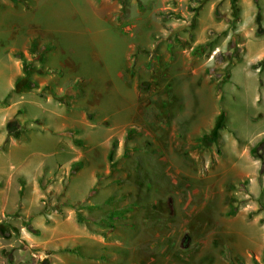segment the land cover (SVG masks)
<instances>
[{
  "label": "rangeland",
  "instance_id": "obj_1",
  "mask_svg": "<svg viewBox=\"0 0 264 264\" xmlns=\"http://www.w3.org/2000/svg\"><path fill=\"white\" fill-rule=\"evenodd\" d=\"M36 1L0 0V32L33 19L53 62L126 123L131 62L145 135L109 138V158L78 173L96 149L68 135L45 80L15 91L22 62L0 42V264H264V0ZM49 129L67 133L63 148ZM106 181L118 210L91 216Z\"/></svg>",
  "mask_w": 264,
  "mask_h": 264
},
{
  "label": "crops",
  "instance_id": "obj_2",
  "mask_svg": "<svg viewBox=\"0 0 264 264\" xmlns=\"http://www.w3.org/2000/svg\"><path fill=\"white\" fill-rule=\"evenodd\" d=\"M41 1H43V0H37L36 3L34 4V6H35L34 11L35 12H37L39 6H41L40 5ZM91 9H92V7H91ZM30 21L34 23L33 24L34 27L32 30H31V28H28L29 27L28 25L20 24L17 26L15 23H13V25L10 29L4 28L3 31L7 33V36H5V34H2L3 32L1 31L0 32V42L6 41V43L9 44V42L13 41L15 44H11L9 47V51L11 52L10 55H12V53H13L15 56L16 52L22 51L25 53V55L29 59L32 58V51L34 48L37 50L38 49H45V56H46L45 65H46V67H49V68L54 69L56 71L51 72V73H44L42 71L36 72L34 74V77L38 82V86L41 85L40 80L43 79L45 81H43L44 85L42 86L41 89H45V87H48V89H46V90L48 91V93L50 95L54 96L55 98H57L59 100L65 99V101L67 103L66 102H64V103L66 105H68L67 110H69V111H67V112L70 114L67 117L69 120L68 126L74 127V133L71 134L72 131H69L68 135H72L73 137H75V139L76 138L82 139L83 141L87 140L88 143L85 145H89L91 148H95L96 152H97V153H95V156L88 157V155L86 154L85 157H82L79 160L74 161L71 165V168L74 164L80 162L81 166L79 167V172H78V173H80L85 168L83 166L85 164H87V162L89 164H91V168H92V166L96 164L95 163L96 161L98 162V161L102 160L103 155L106 156L107 158H109V153H111L110 149L109 150L106 149V151H105V146L107 144H109V141H108V140H110L109 138L123 139L127 136H130V134L136 128H137V131L139 130L138 131L139 136L143 137L145 135L144 134L145 130L144 131L141 130V127L143 124L142 112H143V106L145 105V103L140 97L138 98L137 92L135 90L137 88H135L134 81L132 80V73H130L128 71L129 69H131L133 67V66H131V62L128 65H126V67H123L119 71L120 79L122 80L125 78V80L124 81L122 80V82H125L128 86L125 96L132 99L129 103L130 106H129L128 110L131 113V115L134 114L133 116L135 117L134 123H126L125 121L120 120V118H119V115H122L123 113L126 112V108H123V109L120 108L117 110L115 109V111L112 113L111 111L102 110L103 104L98 103V102L92 103V100H91L92 96H93L92 93L93 94L95 93L93 91H96V89H95L96 87L94 86L91 78L85 76L84 74H82L80 72L79 73L81 75H75L73 77H68L67 72H65V70L62 68L63 66L56 65V63L53 62L55 59H58L56 56L57 55V44H56L55 40L51 39L50 37H45V35H43L39 31H37L36 29L39 28L38 24L35 23L33 21V19H31ZM31 22L29 24H31ZM22 27L27 28L29 33L24 36L23 43L21 46L18 43L19 42L18 38H20V35L22 34ZM127 33L130 34L129 32H127ZM25 42H27L28 44L27 43L25 44ZM130 48L132 50H134L133 43L130 44ZM133 52H130V53H133ZM66 65H67V63H66ZM73 71L76 73V70H73ZM22 73H23V63L21 64V68L19 70V73L15 77L14 87L16 85L17 77L19 75H21ZM125 73H126V75H124ZM62 82L63 83L65 82L66 86H65V88L63 87L64 94L60 95L55 88H59L61 86ZM246 83H248L247 80L245 81V84ZM20 85L21 86L25 85V81H20L18 84V87ZM60 88H62V87H60ZM80 95H81V97L86 98L87 100H91V104L86 103V102H80L78 100V96H80ZM135 95H137V97H135ZM163 100L165 101V99H163ZM60 101L63 102L62 100H60ZM70 101H73L72 105H71ZM124 105L126 106V104H124ZM97 111H99V112H97ZM41 117L46 119L44 116H41ZM90 118H92V119H90ZM37 120H41V119L37 118ZM90 122H93V124ZM104 122H107V124L103 125ZM59 125L60 124H56V128H60ZM75 125H79V126L76 127ZM103 128L105 129V138L102 141H98L96 139V136H98L100 134V132ZM174 129L175 128L173 127L172 132H174ZM49 130L52 132V133H49L50 137L47 136V138L49 139V142L53 143L57 147L63 148L64 144L66 142L64 135L67 133H64V131L61 129H56V130L49 129ZM110 144H112V143H110ZM98 156H101L100 159H97ZM91 159H93L92 160L93 162L91 161ZM142 165L143 164H141L138 169H140V168L144 169L145 167H142ZM130 166H132V168H134V169L135 168L137 169V167H135L133 164H131ZM90 179L92 181V185H94L95 184L94 179L93 178H90ZM105 183H106L105 185H103V186L101 185L103 189H101V192L99 193L100 195H97V196H99V198H96L97 196L91 198V201L93 203L100 204L98 206V208L100 207V209H101L99 211H98V208L93 209L91 211H88V212H90L91 216L99 217L100 213L106 214L108 212H111L114 209L118 210L116 201H114L115 197H112V196H114L113 192H115V190L112 192L113 189L108 188L109 182L106 181ZM108 201L111 202V206H110L111 208L110 209H109L108 204H107ZM123 208L124 207H122L121 209H123ZM126 208L129 209L128 212L134 211L133 210L134 206L128 205V207L126 206ZM85 211L87 212V210H85ZM109 228H111V226ZM109 228L104 227V229H102V230L109 229ZM111 231L112 230L109 229V231H108L109 234Z\"/></svg>",
  "mask_w": 264,
  "mask_h": 264
},
{
  "label": "trees",
  "instance_id": "obj_3",
  "mask_svg": "<svg viewBox=\"0 0 264 264\" xmlns=\"http://www.w3.org/2000/svg\"><path fill=\"white\" fill-rule=\"evenodd\" d=\"M234 12H237L238 14V10H236V5H234ZM235 14V13H234ZM259 16V15H258ZM260 18V17H258ZM15 56L17 58H19L22 63H23V73L21 75H19L16 79V85H15V91L18 88V84L20 81H25V84L28 85L31 89H37L38 86V82L34 77V74L36 72L42 71L44 73H51L54 72L56 70L51 69L49 67H46L45 65V61H46V56H45V49H33L32 51V58L29 59L24 52L22 51H18L15 53ZM48 89V87H45V89H43L46 93H48V91L46 90ZM63 102H66L65 99H60ZM67 103V102H66ZM33 128H29L28 130H31ZM9 132H16L14 135L15 136H19V134L17 133V131L15 130V128L12 127V125L10 124L8 127ZM235 210L232 211V213H234Z\"/></svg>",
  "mask_w": 264,
  "mask_h": 264
}]
</instances>
